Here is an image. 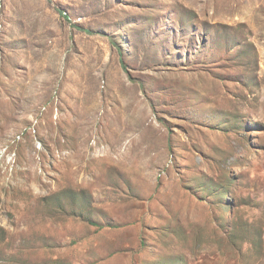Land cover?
Segmentation results:
<instances>
[{"label": "rangeland", "instance_id": "374dc122", "mask_svg": "<svg viewBox=\"0 0 264 264\" xmlns=\"http://www.w3.org/2000/svg\"><path fill=\"white\" fill-rule=\"evenodd\" d=\"M0 264H264V0H0Z\"/></svg>", "mask_w": 264, "mask_h": 264}]
</instances>
